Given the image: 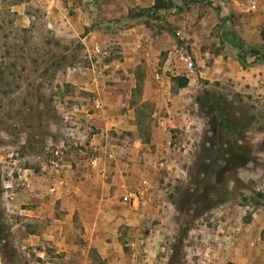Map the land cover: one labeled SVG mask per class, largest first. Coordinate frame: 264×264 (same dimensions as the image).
Masks as SVG:
<instances>
[{
    "label": "rangeland",
    "instance_id": "374dc122",
    "mask_svg": "<svg viewBox=\"0 0 264 264\" xmlns=\"http://www.w3.org/2000/svg\"><path fill=\"white\" fill-rule=\"evenodd\" d=\"M220 1L225 4V0H166L164 4L159 0L156 5L169 15L180 16L183 10L179 9L189 5L205 12L209 8L223 21L226 16L220 15L225 9ZM15 2L0 0V264H39L44 260L50 264H102L93 249L67 259L65 252L57 253L51 246H47V256L43 258L38 256L40 249L30 252L20 247L21 242L16 239L19 221L13 216L24 215L18 206L9 204L11 197L7 190L13 187L14 176L52 171L50 175L55 178L56 174L66 173L59 172L65 159L79 153L87 157L92 154L85 144L88 138L83 133L84 127L74 130L77 119L87 121L88 115L81 110L86 102L79 94L84 89L68 79L80 81L92 70L91 63L102 64L121 57L119 45L110 43L117 40L119 31L131 26L130 21L121 22L118 28L113 24L108 33L98 35V45L91 50L83 43L85 34L57 33L42 15L30 24L23 21L12 10ZM159 9L153 8L150 19L163 18L156 14ZM69 12L75 14L73 7ZM94 19L86 32L95 28L101 32ZM158 25L180 38L171 25ZM222 26L224 23L218 25L217 34L225 54H232L245 68L264 62V58L247 56L243 63L240 46L225 33L221 34ZM258 36L259 57H263L264 31ZM181 46L185 48L182 42L178 47ZM188 48L186 45L195 64L194 74L186 77L174 72L172 90L180 98L177 103L188 106L195 124L159 130L161 138L166 139L160 146L147 145L151 154L148 171L155 180L153 198L157 202L148 203L144 226L132 231L121 228L120 246L126 257L118 259L120 264H201L195 252L204 243L202 239L208 237L203 231L215 230L217 224H223L225 236L237 231L244 234L242 246L253 248L249 236L254 229L250 225L254 220L264 225V89L237 87L227 79L212 82L201 79L200 68ZM176 65L172 64L171 71H175ZM179 79H187L186 85L180 86ZM140 92L141 85L133 99L139 110L136 134L149 144L153 127H158L160 117L169 114L154 115L155 104L141 102ZM213 186L215 193L210 195L207 192ZM200 229L203 231L199 232ZM76 244L84 248L87 243L80 240ZM12 253L15 254L12 259L5 257Z\"/></svg>",
    "mask_w": 264,
    "mask_h": 264
},
{
    "label": "crops",
    "instance_id": "0c3cea01",
    "mask_svg": "<svg viewBox=\"0 0 264 264\" xmlns=\"http://www.w3.org/2000/svg\"><path fill=\"white\" fill-rule=\"evenodd\" d=\"M158 2L89 0L81 4L80 0H17L13 4L12 10L29 24L42 15L57 33L85 34L83 43L91 50L98 45V35L108 33L114 28L111 27L113 24L118 28L121 22L130 21L131 25L119 31L117 40L110 43L119 45L121 57L102 64L91 63L92 70L80 81L68 79L84 89L79 94L86 102L81 110L88 115L87 121L83 123L77 119L74 130L80 131L84 127L83 133H87L88 138L85 144L92 154L87 157L79 153L65 159L58 171L66 173L56 174L55 178L50 175L52 171L13 177V187L7 193L11 197L9 204L18 206L24 215L22 218L13 216L19 221L16 239L20 240V247L28 248L30 252L40 249L38 256L43 258L47 256V246H51L57 253L65 252L67 259L75 253L85 254L93 249L102 264H120L118 259L126 257L120 246L121 228L132 231L144 226L148 203L157 202L153 198L155 180L148 171L151 154L147 145L162 144L166 137L161 138L159 130L166 131L171 126L189 128L190 123L195 124L188 106L177 103L180 98L172 90V64L179 63L172 57L180 42L185 48L186 45L190 47L201 79L211 82L227 79L237 87L250 85L264 89V62L245 68L232 54L221 50L217 34L218 25L224 23L219 30L221 34L235 40L236 45L243 43L245 49L257 48L258 34L264 31V0H225L226 5L220 1L225 9L220 15V18L226 16L223 21H219V15L213 10L207 8L205 12L195 5L182 8L181 16L169 15L159 9L156 14L163 18L150 19ZM72 7L73 15L69 12ZM131 16L138 18L132 20ZM92 17L95 18L93 23L100 25L101 32H97V28L86 32ZM155 23L157 25H153ZM161 23L171 25L180 38L158 25ZM139 85V99L155 104L154 115L169 114L160 117L158 127H153L149 144L136 134L139 110L133 105V99L138 95ZM19 181L22 189H19ZM54 181L55 189L52 190ZM134 190L140 193V198L123 202L122 197ZM13 212L18 213L16 209ZM259 222L254 220L250 225L254 229L249 236L253 248L242 246L244 234L234 229L225 236L223 224H217L215 230L208 232L198 230L207 233L208 237L201 240L204 243H200L195 252L197 262L264 264V225ZM80 240L87 243L84 248L77 246ZM133 257H136L135 253ZM39 264L50 263L44 260Z\"/></svg>",
    "mask_w": 264,
    "mask_h": 264
},
{
    "label": "built area",
    "instance_id": "2783aa9c",
    "mask_svg": "<svg viewBox=\"0 0 264 264\" xmlns=\"http://www.w3.org/2000/svg\"><path fill=\"white\" fill-rule=\"evenodd\" d=\"M172 60H176L179 64L175 67V74L190 77L194 74L195 64L192 57L189 56L187 50L183 47H177L174 51V55ZM177 72V73H176ZM112 157V155H110ZM55 186H51L52 190H54ZM140 198V193L138 191H130L126 195L123 196V200L125 202H131L133 200H137Z\"/></svg>",
    "mask_w": 264,
    "mask_h": 264
},
{
    "label": "trees",
    "instance_id": "16d2710c",
    "mask_svg": "<svg viewBox=\"0 0 264 264\" xmlns=\"http://www.w3.org/2000/svg\"><path fill=\"white\" fill-rule=\"evenodd\" d=\"M159 4V2H158ZM160 7L158 5H156L155 7V10L159 9ZM179 11H182V8L179 9ZM238 46H240V49H241V53L239 55V57L242 59L243 63H246V57L247 56H253V57H257V58H264L263 57H259L260 53H261V50L259 48H255V47H250L249 49H245L243 46L244 44L243 43H240ZM187 79H179V84L180 86H185L187 81ZM210 195L215 193V186L211 187V189L208 190V192ZM205 197H207L208 195L205 194L204 195ZM199 201V200H198ZM197 201V202H198ZM0 227H2V224L0 222ZM1 229V228H0ZM3 231V229L1 230ZM15 256L14 253L10 254V256H5V257H9V259H12L13 257Z\"/></svg>",
    "mask_w": 264,
    "mask_h": 264
}]
</instances>
